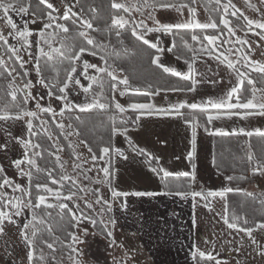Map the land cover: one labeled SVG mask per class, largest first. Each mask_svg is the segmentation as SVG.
<instances>
[{
	"label": "snow or ice",
	"instance_id": "obj_1",
	"mask_svg": "<svg viewBox=\"0 0 264 264\" xmlns=\"http://www.w3.org/2000/svg\"><path fill=\"white\" fill-rule=\"evenodd\" d=\"M244 5L259 19L250 18L232 0H107L103 7L107 9L108 21L100 27L94 22L99 19L101 7L94 0L92 3L62 0L59 6L55 0H0V155L10 150L21 153L7 166L0 162V237L10 236L8 228L16 227L23 245L19 264H62L57 260V253L64 249L68 250L71 264H82L78 246L86 243L89 226L94 230L92 235H102L110 247L116 246L112 229L117 220L108 214H113L117 206L126 212L128 197L157 195L190 197L194 210L199 205L209 212L214 210L210 198L219 197L223 209L217 215L231 237L221 236L223 244H236L234 250L239 252L247 241L255 255L264 259V238H260L264 234V218L250 221L246 212L230 209L227 193L233 192L232 188L194 190L195 164L191 165V172H170L161 166L158 157L135 145L129 136L130 129L141 127L142 118L182 119L191 129L189 162L194 158L197 129L201 127L210 137L256 136L264 140V131L260 129L225 131L215 125L220 119L264 117V61L252 58L255 50L249 40L251 34L264 41V11L261 10L264 0H259V6L244 0ZM200 7L207 13L204 22L197 18ZM185 9L187 15L183 22L169 23L158 18L159 12L175 11L184 15ZM152 34H158L156 42L149 39ZM160 35L172 37L170 46H160ZM186 35H190L193 44L184 39ZM177 37L183 41L182 53L177 51L181 47ZM128 38L144 49L155 69L187 82L171 91L194 93L199 83H217L207 81L196 71L194 66L204 58L223 65L235 82L222 97L157 107L153 100L161 89L151 90V85L145 89L134 88L125 69L117 63L120 52L116 45L124 47ZM256 47L262 45L256 42ZM124 52H128L126 47ZM165 52H175L176 59L187 65V73L166 66L161 60ZM87 56L96 58V62H90ZM197 76L201 79L197 80ZM222 81L223 77L218 82ZM37 86L45 91L35 94ZM109 92L110 97L106 95ZM73 94L83 95V102L74 100ZM117 94L145 99L125 106L118 101ZM45 98L46 103H42ZM54 101L58 102L56 106ZM185 109L186 112L182 111ZM94 110L111 113L108 137H101L98 142L81 138L80 131L81 114ZM14 126H19V135L11 131ZM120 136L132 153L145 157L149 171L160 177L164 191H122L114 186L115 165L129 160L125 150L116 146ZM72 137L78 138V145L88 155L76 150ZM61 138L71 150L70 164L62 159L65 144ZM248 147L251 149V144ZM41 161H45V167H41ZM247 161L248 175L226 176V179L245 181L249 176L264 177V159L258 160L250 150ZM174 176L187 180L175 185L168 183V178ZM90 184L107 186L108 194L100 188L89 187ZM245 195L253 201L257 199L253 193ZM259 202L264 207V197ZM54 215L67 221L63 240L54 235L51 223ZM20 217L30 218L21 221ZM192 224L196 225L195 214ZM204 243L209 247L201 248L195 242L189 246L191 264H227L218 258L216 240ZM130 258L126 253L124 264Z\"/></svg>",
	"mask_w": 264,
	"mask_h": 264
},
{
	"label": "rangeland",
	"instance_id": "obj_2",
	"mask_svg": "<svg viewBox=\"0 0 264 264\" xmlns=\"http://www.w3.org/2000/svg\"><path fill=\"white\" fill-rule=\"evenodd\" d=\"M61 2L62 0H55V3L58 6ZM232 2L235 3L236 6L244 11L250 18L259 19V16L256 13H253L245 7L244 0H232ZM250 2L259 6V0H250ZM261 10L264 11V8ZM186 15V9L184 10V15H180L175 11H162L158 13V18H162L169 23H175L183 22ZM197 18L201 22L207 20V14L202 7L198 9ZM157 35L158 34H152L149 39L156 42ZM238 35H243V33H238ZM159 38L161 47L170 46V36L160 35ZM249 40L253 42L252 47L255 50L252 58L264 61V41H259L257 36L251 34H249ZM256 42L260 43L262 47L257 48ZM86 59L90 62H96V58L91 56H87ZM161 60L166 66H170L178 71L187 73V65L182 60H177L171 56L170 53H163L161 55ZM194 67L198 73H201L204 77H206L207 81H217L218 83L202 82L197 85L196 94L201 93L205 99L210 98V95L214 94V91L218 90L223 96L231 84L235 82L228 70L217 61L204 58L203 60L198 61ZM221 77H223V81L218 82ZM196 79L200 80L201 77L197 76ZM33 80H35L34 74ZM44 91L45 90L37 86L34 93L40 94ZM181 93L182 92L176 91L160 92V95L154 97L153 103L157 107H169L171 104L181 102V100L186 101L187 99L184 98L185 96ZM106 95L110 97L111 93H106ZM186 97H191V94H187ZM46 99L47 98H45V101H42V103H46ZM73 99L78 102H83L84 97L83 95L76 97L73 94ZM117 99L125 106L131 103L125 98V96L120 97L118 94ZM57 103L58 102L54 101L53 106H56ZM182 111L186 112L187 110L185 109ZM220 123L226 125V120L220 119ZM235 125L243 126L245 130L254 131L256 129H260L261 131H264V117H254L248 120L233 119L232 123L227 126ZM139 129V132H135L134 129H130L129 131V136L133 143L140 148H144L154 157H158L160 159L161 166L166 168L168 171L173 173L179 172V170H181L179 164H177L176 168L168 166L173 160H178V157H185L187 155V151H177L178 147L172 143V140H175L174 137H178L176 134H179L185 129L181 126V123L178 122L177 118H170L168 116H152L142 118L141 127H139ZM201 129L203 130L202 127ZM11 131L17 135L20 134L19 126H14ZM71 139L73 144L77 146L76 150L78 152L88 155L87 150L84 149L83 146L78 145L76 137H72ZM176 141H178V139ZM115 143L117 147L125 150L126 154L129 156V160L120 161L115 165L117 172L116 178L113 181L114 186L118 190L122 191H146L159 193L157 183L158 176L149 171L148 166L142 162L141 158L129 150L122 136L117 137ZM169 143L170 148H173L171 152L168 151ZM20 155V151L10 150L8 153L0 155V162L7 166L12 159L19 158ZM62 159L69 161V164L71 163L70 156L65 152L62 153ZM69 171H71L70 168ZM11 173L12 170L9 169V174ZM90 175L95 176V173H90ZM21 182L23 183L24 181ZM89 187L100 188L102 192L106 195L108 194L107 186L90 184ZM89 198L91 199V197ZM127 200L128 208L126 212H121L117 206L113 214H108L114 215L117 220L115 228L112 229L116 246L110 247L109 241L102 235H92L94 230L91 229V226H89V235L86 238V243L78 246L82 252L80 257L82 264H124L126 253L131 257L130 259H127V264H167L163 262L164 243H167L166 240L164 241L166 237L163 231V225H165L163 208L166 203L163 196L157 195L154 197L139 198L128 197ZM149 209H152V212H154L155 215L153 217L148 212ZM131 212L134 214V217L131 215ZM127 213L128 215H126ZM28 218L30 217H20L18 219L24 221ZM132 220L139 228L136 234H133L134 232L131 233V229L123 230L122 228L127 227L128 225L130 226ZM8 231L11 233L10 236L0 237V264H13L14 261L16 264H19V261L23 256V245L19 241L18 232L15 226H10ZM96 231H98V229ZM132 242H134V245H132ZM148 252H152L154 259L157 261H153L152 257L147 254ZM10 253H14L15 255H10ZM57 260L62 261V264H71V261L68 259V250H66L65 253L58 251Z\"/></svg>",
	"mask_w": 264,
	"mask_h": 264
},
{
	"label": "crops",
	"instance_id": "obj_3",
	"mask_svg": "<svg viewBox=\"0 0 264 264\" xmlns=\"http://www.w3.org/2000/svg\"><path fill=\"white\" fill-rule=\"evenodd\" d=\"M181 94L185 96L184 98H186V101L189 103H200L201 101L205 100L201 93H190L191 97H186L187 94H189L187 92H182ZM210 97H222V94L218 90L214 91V94L210 95ZM168 117L172 118L171 116ZM233 119L237 120L239 118L233 117L231 120L225 119L226 125L221 124L220 120H217L215 121V125L218 129H223L225 131L244 128L243 126L238 125L227 126L228 124L232 123ZM177 120L185 129L179 134H176L178 137H174L175 140H172V143L178 147L177 151H187L186 154H188V152L192 151L191 129L185 124L184 120L179 118H177ZM134 130L135 132H139L140 129L138 128ZM177 139L178 141H176ZM213 143L214 137L208 136L201 128L197 129V143L193 160L189 162L187 155L185 157L180 156L178 157V160H173L168 166L176 168L177 164H179V167L181 168L179 172H191V165L195 164L196 181L193 184V188L196 191H220L226 187H230L234 190L233 192H229L231 194L245 195L246 193H253V195H262L264 177L260 176L251 178L249 176V178L245 181H240L238 179L228 181L226 179V176L238 177L239 175H245V173L248 175L246 171L248 164L246 166L242 165L241 167H232L231 171L227 175H222L214 170ZM168 148L169 152H171L173 149L172 147L170 148V143ZM158 191L161 192L159 187ZM163 199L166 202L163 208V214L165 216V225H163V231L166 237L164 241L166 240L167 242L164 243V263L191 264L188 249L193 242L197 243L201 248H208L209 246L204 242L216 240V251L219 253L218 258L222 261H226L227 264H264V259L255 255L252 249L248 247L247 241L244 248H242L239 252L234 250L237 247L236 244H223V239H231V237L228 236L225 226L223 225L222 221H220V217L217 215V213L222 212L223 209V201L220 200L219 197L210 198L212 207L214 209L212 212H209L207 209L199 205H197L194 210L193 202L190 197L188 199H182L178 196H163ZM200 204H203V201H200ZM148 212L152 217L155 215L154 212H152V209H149ZM194 214L196 217L195 226L192 224V217ZM126 215H128V213ZM131 215L134 217L132 212ZM122 228L123 230L131 229L130 232H134L133 234H136V232L139 230L138 226H136L133 220L130 226L128 225L127 227ZM221 236H223V239H221ZM260 238H264V234H262ZM237 239H239V237H237ZM132 245H134V242H132ZM147 254L152 257L153 261H157L154 259L152 252H148Z\"/></svg>",
	"mask_w": 264,
	"mask_h": 264
},
{
	"label": "trees",
	"instance_id": "obj_4",
	"mask_svg": "<svg viewBox=\"0 0 264 264\" xmlns=\"http://www.w3.org/2000/svg\"><path fill=\"white\" fill-rule=\"evenodd\" d=\"M87 2L92 3L93 0H87ZM94 2L97 4V6L101 7L99 19L94 23L100 27H103L105 22L108 21L107 9L106 7H103L107 4V0H94ZM184 39L189 44H193L190 35H186ZM176 42L178 45H181V47L177 51L182 53L183 41H181V39L177 37ZM113 44H115L114 39ZM125 47L128 49L127 53L124 52ZM116 48L120 52V57L117 60V63L125 69V74L130 78L131 85L134 88L138 87L141 89H145L148 88V85H151V90L161 89L160 92H169L171 91L170 89L183 87L187 83L184 81H178L177 78L171 77L167 74L162 73L160 70L155 69L154 66L150 64L149 57L144 49L131 38L125 40L124 47L116 45ZM170 55L176 58L175 52L170 53ZM187 55L190 56L191 54L188 53ZM47 74L48 73H46V75ZM125 98L129 102L143 101L145 99L144 97H137L132 95H125ZM109 114H104L99 110L81 114L83 120V124L80 125V131L82 133L81 138L88 139L90 142H98L101 137L107 139L111 125V121H109L108 119ZM61 142L65 144V153L70 156L71 150L67 149V142L63 141V138H61ZM249 144H251V149H249L248 147ZM213 145V168L222 175L229 174L232 167H241L242 165L246 166L248 164L247 153L250 150L254 153L255 157L258 160L264 159V140H261L256 136H253L251 138L243 136H229L223 138L214 137ZM93 146L95 147V144H93ZM139 157L141 158L142 162L145 163V157ZM40 164L41 167L46 166L45 161H41ZM146 166L148 165L146 164ZM186 180L187 178L180 177L179 179H177L174 176L168 178V183L175 185L177 183H185ZM158 187L161 192L165 190L160 177H158ZM254 196L257 197L255 201H253L246 195L228 193L227 198L230 204V209H235L237 212H246L250 221L253 219L259 220L261 218H264V207H262L259 202L260 198L264 197V192L262 193V195L257 194ZM242 204L244 205L243 208H241ZM51 223L53 225L54 235L60 236L63 240L66 235L65 229L67 228V221L61 220L59 216L54 215ZM57 247L58 249H60V245H57ZM66 250L67 249H64L59 252L65 253Z\"/></svg>",
	"mask_w": 264,
	"mask_h": 264
},
{
	"label": "built area",
	"instance_id": "obj_5",
	"mask_svg": "<svg viewBox=\"0 0 264 264\" xmlns=\"http://www.w3.org/2000/svg\"><path fill=\"white\" fill-rule=\"evenodd\" d=\"M263 192H264V184H263Z\"/></svg>",
	"mask_w": 264,
	"mask_h": 264
}]
</instances>
